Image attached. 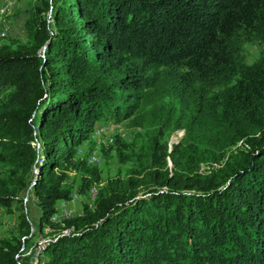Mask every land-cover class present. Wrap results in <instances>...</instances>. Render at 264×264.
<instances>
[{
  "label": "trees",
  "instance_id": "1",
  "mask_svg": "<svg viewBox=\"0 0 264 264\" xmlns=\"http://www.w3.org/2000/svg\"><path fill=\"white\" fill-rule=\"evenodd\" d=\"M23 26L0 45V211L16 218L0 264H31L32 227L50 238L38 264H264V50L243 57L264 46V0H39ZM150 106L143 146L114 141L128 176L102 185L79 148Z\"/></svg>",
  "mask_w": 264,
  "mask_h": 264
},
{
  "label": "rangeland",
  "instance_id": "2",
  "mask_svg": "<svg viewBox=\"0 0 264 264\" xmlns=\"http://www.w3.org/2000/svg\"><path fill=\"white\" fill-rule=\"evenodd\" d=\"M5 4L0 5V45L10 44L13 42L24 43L26 41V35L24 30V20L22 25L17 26V31L13 30L10 32L11 17L13 16L11 11L9 12L10 6L7 4H12V0H0ZM21 1V0H20ZM22 9L23 13L29 15L30 11L39 5V0H23ZM17 0L13 2L16 7ZM23 18H26L24 16ZM1 33H5L1 36ZM7 37V38H6ZM264 50V46L258 43H245L243 45V57L247 64L253 63L258 57L261 51ZM154 117L157 116V112L152 106L148 108L147 111L142 113L141 117L131 118L126 120L119 125H115L109 121H98L94 124L95 131L92 133L89 141L85 142L78 150V157L80 159H86L88 163L95 164L100 173V181L102 185H105L108 181L114 180L116 178L123 179L128 176L129 170L134 166L133 162H128L126 164L120 162L117 158L114 141L116 138H121L124 142L133 144L134 147L139 148L143 146L145 141V134L150 130V119L152 114ZM149 121V122H148ZM153 123V122H152ZM183 131L179 130L175 132L170 141L177 143L183 136ZM175 140V141H173ZM204 168H202L203 170ZM5 169L0 164V176L4 173ZM69 184L73 183L74 188L79 184L80 176L78 174L71 173ZM97 193V187L94 186L90 190L89 194H74L69 202L62 203L60 206H67L69 210L68 216L56 215L55 221L59 222L63 219L77 216L82 213L84 205H92L94 197ZM28 194L26 193V197ZM26 199V198H25ZM26 204L28 207V217L31 224L36 225L38 222L39 213L36 209L35 204L31 199H26ZM16 228V218L12 214H7L0 211V239L7 237L12 234ZM35 227H32L33 235L31 240L28 242V246L25 247L22 254V259L26 261L27 253L35 245L37 239H46L39 237L40 235H35ZM47 240V239H46ZM46 240H43L44 242ZM43 241L40 242L43 243ZM38 261H31V264H38ZM41 264H43L41 259Z\"/></svg>",
  "mask_w": 264,
  "mask_h": 264
},
{
  "label": "crops",
  "instance_id": "3",
  "mask_svg": "<svg viewBox=\"0 0 264 264\" xmlns=\"http://www.w3.org/2000/svg\"><path fill=\"white\" fill-rule=\"evenodd\" d=\"M12 1L14 2L15 0H12ZM13 2H12L11 5L7 4L8 7L10 6V9H9V12L11 11L10 14L13 15L11 17L10 32L13 31V30H16L18 25H22L23 24V20H24L23 17L27 15V14L23 13V11H24V9H22L23 8L22 7V5H23L22 3L24 2L23 0H21V1L17 0L16 7L14 6ZM3 4H5V3L3 1H0V5H3Z\"/></svg>",
  "mask_w": 264,
  "mask_h": 264
},
{
  "label": "built area",
  "instance_id": "4",
  "mask_svg": "<svg viewBox=\"0 0 264 264\" xmlns=\"http://www.w3.org/2000/svg\"><path fill=\"white\" fill-rule=\"evenodd\" d=\"M69 214L70 213H69V210L67 209V206H60V204L58 205V213L56 214L57 216L61 215V216L65 217V216H68ZM55 216H54V218H55ZM31 232H32V228H31ZM46 239H50V238H46ZM46 239H37L35 245L26 254L27 257H30L29 262L30 261H37L39 258H41V257L37 256V246L40 245L41 241L46 240Z\"/></svg>",
  "mask_w": 264,
  "mask_h": 264
},
{
  "label": "bare ground",
  "instance_id": "5",
  "mask_svg": "<svg viewBox=\"0 0 264 264\" xmlns=\"http://www.w3.org/2000/svg\"><path fill=\"white\" fill-rule=\"evenodd\" d=\"M4 34L5 33H1V36H4ZM45 242L43 241V243H41L40 245H39V247L37 248V255L40 253V252H42V250L45 248V244H44Z\"/></svg>",
  "mask_w": 264,
  "mask_h": 264
},
{
  "label": "water",
  "instance_id": "6",
  "mask_svg": "<svg viewBox=\"0 0 264 264\" xmlns=\"http://www.w3.org/2000/svg\"><path fill=\"white\" fill-rule=\"evenodd\" d=\"M183 133H184V131H183ZM172 143H173V142L170 141V145H171ZM25 201H26V199H25Z\"/></svg>",
  "mask_w": 264,
  "mask_h": 264
}]
</instances>
